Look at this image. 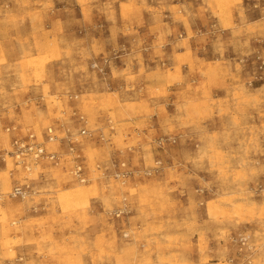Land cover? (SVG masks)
Instances as JSON below:
<instances>
[{
  "label": "rangeland",
  "instance_id": "rangeland-1",
  "mask_svg": "<svg viewBox=\"0 0 264 264\" xmlns=\"http://www.w3.org/2000/svg\"><path fill=\"white\" fill-rule=\"evenodd\" d=\"M20 7L15 18L0 0V25L18 34L10 47L0 42V153L13 150L11 125L39 136L87 128L96 138L80 147L86 184L69 165L26 173L0 156V264H264V9L246 0ZM144 15L160 34L153 45L138 37ZM103 57L113 64L101 74L91 64ZM117 156L138 169L160 159L164 169L123 185L102 178L97 165ZM17 184L35 192L11 199ZM82 187L87 204L61 201Z\"/></svg>",
  "mask_w": 264,
  "mask_h": 264
},
{
  "label": "built area",
  "instance_id": "built-area-1",
  "mask_svg": "<svg viewBox=\"0 0 264 264\" xmlns=\"http://www.w3.org/2000/svg\"><path fill=\"white\" fill-rule=\"evenodd\" d=\"M247 4L253 9H264V0H246ZM262 59V58H261ZM113 64V58L103 57L102 62L94 61L91 64V69L98 71L101 74L105 73L107 66ZM260 69L264 68V60H261ZM6 133L12 135V151H6L1 154L4 160L5 155H9L18 159L19 166H23L26 173H31L33 169L41 164H51L52 166H62L64 169L69 165V175L79 183H89V167L86 158L80 151L82 139L93 141L96 136L93 131L82 128L80 131L71 132L65 136H61L60 129L50 126L43 130L39 136L31 128H21L17 125H11L6 128ZM168 142V140H167ZM52 144H58L57 151L49 148ZM160 147L165 146L164 141L159 142ZM5 152V151H4ZM11 154V155H10ZM116 159H109L107 163L97 165V170L101 172V177L104 179H114L123 182L135 177H156L164 169V163L160 159H156L155 164L150 169L131 168L130 161L121 159L119 156ZM22 167V168H23ZM44 177V176H43ZM32 188L28 184H17L13 192L9 194L11 199H21L31 194ZM127 199H125V202ZM116 216L122 217L127 214L126 208L116 211ZM129 233V232H128ZM124 237L131 239V234H124Z\"/></svg>",
  "mask_w": 264,
  "mask_h": 264
},
{
  "label": "crops",
  "instance_id": "crops-1",
  "mask_svg": "<svg viewBox=\"0 0 264 264\" xmlns=\"http://www.w3.org/2000/svg\"><path fill=\"white\" fill-rule=\"evenodd\" d=\"M23 0H11V3H12V14L15 16V18H20L21 17V14L17 11V10H19L21 7H20V3L22 2ZM19 5H18V4ZM151 6V5H150ZM73 10L74 11H79V8L78 7H75V9H71V12H73ZM55 14V13H54ZM144 17H147V20H148V23L146 24V26L144 27V29L142 28V30H140V29H138V31H139V35H138V37L139 38H146L148 41H150L151 42V45H153V43H155L157 40H158V35H160L158 32L156 33V32H154L153 30H152V24H153V22H152V19H153V15H144ZM48 30L49 31H53V30H56V28H57V20L56 19H54L53 21H49L48 22ZM173 27H174V24H173ZM13 31V29L12 30H10L9 28H7V26H1L0 25V42H4V43H7V42H9V41H11L12 40V38L13 37H16V36H18V34L16 33V31H14V32H12ZM31 31V30H30ZM74 31V29L73 30H71L70 31V33H69V35H71V36H73V35H77V33H78V29H76L75 31L76 32H74V33H72ZM19 32V31H18ZM20 32H22V33H24V34H26V33H28V30H22V29H20ZM121 33H119L118 34V36H122L123 34V32H122V30L120 31ZM163 32H164V30H163ZM168 31H165V33H167ZM108 38L109 39H111L112 38V36H111V34H109V36H108ZM137 40H138V38H136ZM128 41H131L132 39H131V37H129L128 39H127ZM89 44H91V43H89ZM107 45H110V43H108ZM7 46L8 47H10V45H9V43H7ZM151 49H152V52L154 51V48H152V46H151ZM184 53V52H183ZM172 54H173V52H172ZM158 117V122L160 121V119H159V115L157 116ZM160 123V122H159ZM30 249V248H29ZM30 251V250H29ZM30 253V252H29ZM31 254V253H30ZM30 259H32V257L30 258ZM43 259H46V256H44V258ZM33 260L34 261H37V263H39V262H41L42 260H39V258H38V256L36 255V256H34L33 257ZM46 261V260H45Z\"/></svg>",
  "mask_w": 264,
  "mask_h": 264
},
{
  "label": "bare ground",
  "instance_id": "bare-ground-1",
  "mask_svg": "<svg viewBox=\"0 0 264 264\" xmlns=\"http://www.w3.org/2000/svg\"><path fill=\"white\" fill-rule=\"evenodd\" d=\"M43 133V132H42ZM41 136V135H40ZM54 145V144H52ZM50 149L57 151V148H54L53 146H49ZM38 167V166H37ZM32 173V172H31ZM1 186H2V190L4 193H7L10 191L11 189V183L8 179V177H3L1 180ZM80 184H84V183H80ZM14 189V188H13ZM13 191H11L10 193L6 194L9 195L11 194ZM35 191H33L34 193ZM3 195V194H1ZM0 195V200L2 199V196ZM28 197V196H27ZM27 197L21 198L22 200H26ZM88 196H87V192L85 190V188H80L75 192H66L62 197H61V201H63L64 203H69V204H87L88 203Z\"/></svg>",
  "mask_w": 264,
  "mask_h": 264
}]
</instances>
